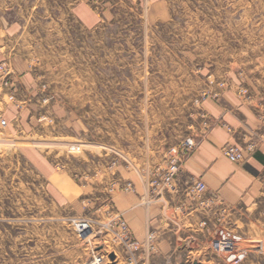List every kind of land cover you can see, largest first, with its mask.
<instances>
[{
    "label": "rangeland",
    "instance_id": "1",
    "mask_svg": "<svg viewBox=\"0 0 264 264\" xmlns=\"http://www.w3.org/2000/svg\"><path fill=\"white\" fill-rule=\"evenodd\" d=\"M7 1L0 14L19 25L0 43L16 53L0 50V264H91L98 252L105 264H264V207L199 204L207 217L171 256L157 255L156 231L139 242L120 207L141 186L145 205L168 192L152 181L170 148L218 121L203 104L221 82L256 97L264 0ZM227 235L245 252L218 250Z\"/></svg>",
    "mask_w": 264,
    "mask_h": 264
},
{
    "label": "crops",
    "instance_id": "2",
    "mask_svg": "<svg viewBox=\"0 0 264 264\" xmlns=\"http://www.w3.org/2000/svg\"><path fill=\"white\" fill-rule=\"evenodd\" d=\"M10 6L7 0H0V7L5 11ZM18 25L19 22L11 21L6 14H0V43L11 39L9 36H13ZM5 47L8 57L16 54L10 44ZM4 48L0 47V50ZM260 66L264 68V64ZM250 73L248 85L257 94L254 102L240 100L233 90L224 91L219 99L212 98L204 102V110L218 122L212 125L207 136L186 160L178 179L177 192H165L160 196L156 194V197L150 194L153 201L145 205L143 194L145 197L147 195L141 186L134 199L129 201L125 198L121 201L123 216L139 242L144 243L148 233L156 231L157 255H174L180 249V244L181 250H184V246L190 242L191 231L208 215L207 211L199 209V199L208 198L212 192L218 194L230 208L264 207V145L253 153L245 152L242 162H233L223 154L225 145L243 147L252 140L258 141L264 132V121L260 119L263 111L255 103L263 102L264 109V83L256 75V70ZM197 178L206 183L207 191L202 194V198L196 199L189 197L187 191ZM215 212L219 213L218 210ZM148 250L146 247L140 255L145 256Z\"/></svg>",
    "mask_w": 264,
    "mask_h": 264
},
{
    "label": "built area",
    "instance_id": "3",
    "mask_svg": "<svg viewBox=\"0 0 264 264\" xmlns=\"http://www.w3.org/2000/svg\"><path fill=\"white\" fill-rule=\"evenodd\" d=\"M221 90L215 92L213 94L214 98H219L222 95L224 89L230 87L235 89L236 95L239 97L240 100L246 102H254V96L249 92L248 88L243 85H234L230 82L223 81L219 84ZM209 95L208 92H204V96ZM257 108H260V102H255ZM204 123L202 125L204 128L198 134L199 136H189L184 139L178 146L172 147L167 152V163L165 168H159L158 174L152 181V185L156 187L157 190L162 193V189H166L168 192L173 193L177 192L179 188L178 179L184 169V165L186 160L194 153V151L198 148L201 140L207 136L209 133L211 126L213 124V120L210 117L204 118ZM261 121H264V114L260 115ZM216 121L215 123H217ZM262 145H264V132L259 137L258 141H250L245 145L238 146L227 144L223 147V154L226 155L231 161L233 162H242L245 159V152L253 153L258 150ZM160 188V190H159ZM207 191V185L202 179H194L188 189V194L192 198H202V194ZM200 206L204 207V209L210 207L212 204L220 205L221 208L219 211L221 214L226 212V207H224V202L219 198L218 194L211 193L208 198L199 199ZM76 226L78 227L80 232H88L91 227L89 221L87 219H76L74 220ZM201 224H207V221H202ZM121 231L119 236L121 238H127L128 235V226L125 221L120 220ZM154 235L151 234L150 239H153ZM127 240H129L127 238ZM215 247L218 250L225 248L228 252H235L241 251L245 252L246 246H248V242H244L243 240H239L234 236H220L217 241L214 242ZM133 244L129 243V248L132 249ZM91 264H105V256L101 253H97Z\"/></svg>",
    "mask_w": 264,
    "mask_h": 264
},
{
    "label": "water",
    "instance_id": "4",
    "mask_svg": "<svg viewBox=\"0 0 264 264\" xmlns=\"http://www.w3.org/2000/svg\"><path fill=\"white\" fill-rule=\"evenodd\" d=\"M114 257H115V254H111V258L114 259Z\"/></svg>",
    "mask_w": 264,
    "mask_h": 264
}]
</instances>
